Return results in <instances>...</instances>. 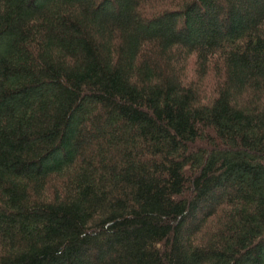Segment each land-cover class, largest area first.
Wrapping results in <instances>:
<instances>
[{
    "label": "trees",
    "instance_id": "16d2710c",
    "mask_svg": "<svg viewBox=\"0 0 264 264\" xmlns=\"http://www.w3.org/2000/svg\"><path fill=\"white\" fill-rule=\"evenodd\" d=\"M0 264H264V0H0Z\"/></svg>",
    "mask_w": 264,
    "mask_h": 264
}]
</instances>
